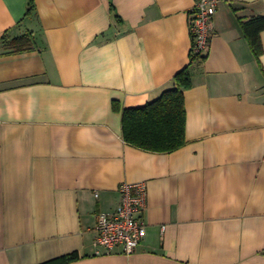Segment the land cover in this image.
I'll return each instance as SVG.
<instances>
[{"label": "crops", "instance_id": "obj_1", "mask_svg": "<svg viewBox=\"0 0 264 264\" xmlns=\"http://www.w3.org/2000/svg\"><path fill=\"white\" fill-rule=\"evenodd\" d=\"M198 1L0 0V264H264V52L242 27L264 0H218L192 62ZM189 66L186 145L127 144L123 111ZM123 183L148 190L131 256L96 246Z\"/></svg>", "mask_w": 264, "mask_h": 264}, {"label": "trees", "instance_id": "obj_2", "mask_svg": "<svg viewBox=\"0 0 264 264\" xmlns=\"http://www.w3.org/2000/svg\"><path fill=\"white\" fill-rule=\"evenodd\" d=\"M243 31L253 54L259 59L264 52L261 34L264 32V16L242 22ZM32 33L12 42L15 52L31 50ZM205 60V56H193ZM192 87L190 66L180 71L173 79V87L144 107L125 109L122 113L124 141L136 148L153 153H171L187 143V111L185 92ZM114 109L118 104L113 103ZM80 258L78 253L45 264H69Z\"/></svg>", "mask_w": 264, "mask_h": 264}, {"label": "built area", "instance_id": "obj_3", "mask_svg": "<svg viewBox=\"0 0 264 264\" xmlns=\"http://www.w3.org/2000/svg\"><path fill=\"white\" fill-rule=\"evenodd\" d=\"M218 7V0L198 1L190 22L193 56H204L209 50L212 23ZM119 192L121 203L116 211L111 214H99L97 217L96 246L108 252L121 247L124 255L131 256L147 236L142 216L146 208L148 190L145 183H123Z\"/></svg>", "mask_w": 264, "mask_h": 264}]
</instances>
